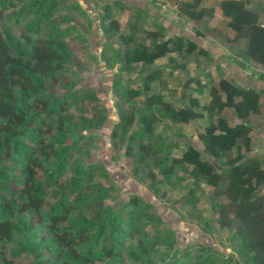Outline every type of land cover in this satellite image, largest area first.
Wrapping results in <instances>:
<instances>
[{
	"label": "trees",
	"instance_id": "16d2710c",
	"mask_svg": "<svg viewBox=\"0 0 264 264\" xmlns=\"http://www.w3.org/2000/svg\"><path fill=\"white\" fill-rule=\"evenodd\" d=\"M60 1L0 0V17L4 10L9 9L12 10L10 16L13 19H27L24 24L25 33L20 36H13L6 29H0V264H12V258L21 254H29L32 258L31 264H57L48 256L60 253L62 246L67 248V257L62 259V264H91L94 260L110 257L114 260L112 264H125L119 255L118 246L132 229L137 230L134 228L132 217L133 214L141 213L140 211L155 222V225L150 224L152 228L158 226L166 232L165 237L155 232L154 238L170 249L177 239L173 229L163 224L161 227L164 208L157 205L160 201L154 196L156 181L153 173H148L150 185L147 186L121 171L117 173L118 168L112 163L111 148L110 155L95 161L97 163L88 162V159L86 163V157L78 161L73 158L76 145L68 140L72 135H76V123L72 116L64 113V105L74 102V93L89 88H92V91L87 93L89 99L105 102L109 72L105 65L101 64L100 68H104L103 75L108 72L103 82L91 77L81 78L75 85L68 86L64 97L60 99L46 91L47 75L51 70L60 68L65 60V38L72 31L71 25L59 27L52 18ZM199 1L179 0L175 7L177 14L192 21H199L203 17L211 18L212 7L199 5ZM75 2V8L82 11L81 6L84 3L76 0ZM248 2L224 0L219 6L225 15L229 16L226 25L233 36L227 40L236 42L244 39L245 47L239 55L254 61L263 69L256 87H248L251 77L242 72V62L233 60L232 63L223 61V66L232 75L231 80L220 78L217 87L204 86V83L197 87L199 93L204 87L209 88L210 99L205 105H199L195 96L190 98L189 91V95L181 94L183 99L188 100L189 107L177 109H174L170 102L162 101L158 92L147 94L145 103L140 108L141 113L136 118L141 127L134 128L127 135L124 155L134 162L132 174L135 175L138 168L146 164L147 153L153 151L152 143L146 138L143 140L144 136H149L160 117L168 115L177 123L193 120L201 116L203 110L210 113L216 119L197 133L202 148L186 144L187 147L180 156L170 158L168 165L160 166V170L169 175L174 166H186L189 167L187 172L190 177L199 178L213 186L214 197L222 195L227 199L225 203L215 202L212 205L217 213L215 226L219 229L229 228L230 233L236 229L238 254L244 263L264 264V148L261 149L263 152L252 154L248 136L251 129L249 122L260 114L259 100L264 94V26L257 23V12L246 6ZM146 3L147 0H138L136 6H131L119 0H110V4L103 5L98 15L103 32L108 36L116 32L111 4L120 10L131 8L143 11ZM61 19H67L66 15ZM105 20H108L106 26L103 25ZM134 32L135 28L130 34ZM183 34H175V37L171 38L165 37L158 29L148 30L145 32V38L149 40V44L145 47L150 49L149 51L143 45H132V37L129 42L123 41L121 57L125 65L124 70L131 71L132 63L149 65L153 60L167 57L176 69L183 71L184 62H176V56L182 59L192 57L197 65H200L197 61L199 54L205 58L215 57L212 48L198 46V42ZM194 35L202 38L199 30H196ZM81 38L88 42L87 37ZM214 68L218 70L220 65L216 64ZM155 70L143 76L141 88L123 90V103L118 107V119L115 127L109 131V139L116 138L121 142L123 134L128 133L135 114L129 112V102L133 96L141 92L145 94L150 90V83L159 73L158 69ZM170 73L171 71H168V75ZM191 81V77L187 78L183 82V88ZM194 81L199 83L197 79ZM89 82L90 84L86 85ZM113 84L116 91H119L117 82L114 81ZM153 107L161 110L159 117L152 112ZM223 108H231L240 121L232 126L227 125L220 116ZM103 123V129L106 131V125ZM100 124L91 127L83 117L78 121V125L84 130L94 132L100 130ZM53 126H56V131L51 132ZM44 136L52 138L45 143ZM101 145H104L103 142ZM233 148L235 154L232 156ZM162 160L164 159H159L158 163ZM219 160H222V164ZM38 170L41 171V177L37 175ZM93 174H98L107 181L113 180L112 177L115 176L123 187L126 183V191H133L131 197L123 204L133 205L125 219L122 218L123 206L116 210L106 208L103 200L109 197L110 189L99 181L91 183ZM47 190L50 191L53 201L47 204L40 217L39 210L46 201ZM148 207L152 210L147 211ZM88 209L92 215L87 216L82 212ZM171 211L178 215L175 210ZM72 213L74 215L70 217ZM207 229V226L200 227V233L205 234ZM40 230L43 232L38 234ZM146 234L142 237L145 238ZM202 237L204 236L200 235L198 239ZM8 245L14 247L5 252ZM137 246L135 251H128V256L134 263L143 260L147 253V249L141 244ZM192 246L198 250L195 264H213L212 257L216 248L212 247L210 242L203 244L195 241L192 245L186 244L182 257L190 258L187 248ZM43 251L47 252L45 258H42ZM203 251L205 256H201ZM5 253L10 257H6ZM185 259L177 262L172 255L167 264H186ZM149 264L152 263L149 261Z\"/></svg>",
	"mask_w": 264,
	"mask_h": 264
},
{
	"label": "rangeland",
	"instance_id": "374dc122",
	"mask_svg": "<svg viewBox=\"0 0 264 264\" xmlns=\"http://www.w3.org/2000/svg\"><path fill=\"white\" fill-rule=\"evenodd\" d=\"M76 1L84 3L81 6L82 11L75 8V0H61L57 11L52 16L59 27L71 25L72 31L65 38V60H63L60 68L51 70L48 73L45 89L48 93L57 97L56 99H60L64 97V93L68 90V86L75 85L81 78L91 77L103 82L108 72L109 78H107L106 82L108 88L105 95V102L98 101V99H89L87 93L92 91V88H89L84 89L85 91L79 90L80 92L74 93V102L64 105V113L72 116L76 123V135H72L68 140L76 145L73 158L75 157V160L78 161L86 157V163L87 159L88 162L97 163L95 161L104 158L105 155H110L111 148L112 163H115L116 168H118L116 172L121 171L123 174L128 175L130 178L146 186L150 185L148 173H153L155 177L154 180L156 181L155 189H153L155 194L152 191L150 192L160 201L158 204L156 201L154 206L157 204L164 208L162 209L164 215L161 227H163V224L165 227L173 229L177 239L176 243H174L170 249L166 248L165 244L159 239L155 240V232H159L162 237H165L166 232L159 229L158 226L152 228L150 224L155 225V222L152 219H148L150 217L147 218L144 216L143 211H140L141 213L133 214L134 216L132 217L134 228L137 230L132 229L127 238L118 246L122 261L125 264H149V261L152 264H167L171 261L172 255H174L178 262L179 260L185 259L182 257L183 251L186 250L184 246L186 244L192 245L195 241H199L203 244L210 242L211 246L216 248V252L212 257L213 264H250L244 263L243 258L238 254L236 229L230 233L229 228L224 227L219 229L215 226L214 221L217 218V213L213 210L212 205H214L215 202L225 203L227 199L222 195H216L217 197H214L213 186L204 183V181L199 178L190 177L187 172L189 167L176 165L169 175L163 174L160 170V166L166 167L168 165L170 158H178L188 144L201 149L202 144L201 141L197 139V133L203 131L204 126L214 121L216 118L212 117L210 113L204 110L201 116L189 120L188 122L176 123L168 115L160 117V120L154 124V128L149 136H144L143 140L146 138V140L152 143L151 148H153V151L147 153L148 158L146 164L144 167L138 168L139 170L135 175L132 174V167L135 165L134 162L124 155L127 135L130 134L134 128L141 127L140 123L136 121V118L137 115L141 113L140 108L145 103L147 94L152 93L153 95L154 92H158L162 101L170 102L173 108L177 109L179 107H189L188 100L181 97L182 93L188 94L189 91L190 98L195 96L199 101V105H205L210 99L208 95L209 88L204 87L199 93L197 87L202 83H204V86L210 85L217 87V81L220 78H227L229 80L232 78L227 68L220 63V60L223 61V59L225 63H232L233 60L242 62L244 66L243 72L246 71L244 72L245 74L249 73L252 75L255 73L253 76L259 79L260 73L263 72L261 66L252 60L243 59L239 55L240 51L245 47V40L236 42L234 40H227V38L231 39L233 35L226 25L229 16L225 15L219 6V3L224 0H206L205 5L207 8L212 7V17H203L199 21H189V19L187 20L185 16H181L177 14V12L174 14L172 12H166V10L163 9L160 10V5L164 3L160 2L161 0H156V2L159 1L158 7L154 3L157 8L155 6H150L148 4L150 0H148L143 11L142 9L136 10L131 8L120 10L118 7L111 4L112 19L115 20L116 25V32L111 36L103 32V28L98 21V15L102 10V6L110 4V0ZM119 1L127 5L136 6L138 0ZM153 1L155 2V0H151L152 4ZM178 2L179 0H170L168 3L164 4L167 5L166 9L168 10V7H170V9L175 8ZM199 3L200 1L198 4ZM11 12L12 10L9 9L3 11V15L0 17V29H6L13 36L17 37L25 33L24 24L27 19L19 18L15 20L10 16ZM171 13L174 16H171ZM63 15H66L67 19L62 20L61 18ZM107 24L108 20H105L103 25L106 26ZM132 26L135 28V32L130 34L134 29ZM210 27L211 30H209ZM154 29L161 31L165 34V37L171 38L175 37V34L182 35V32H184L185 34L183 35L198 42V46L202 45L207 47L205 41H208L211 46L217 49V51H213V56H215L216 59H220L215 60L213 57V59L205 58L203 55L199 54L197 55V61L200 65H197L192 60V57L187 56L182 59L180 56H176L175 61H183L185 65L184 70L180 71V69H176L172 63L168 61L167 57H162L153 60L149 65L132 63L134 66L132 67L131 65V71L124 70L125 65L121 57L123 50L122 42H129L132 37V45L138 44L144 47L146 45L148 46L149 40L145 38V32ZM196 30L201 32L202 39L204 40L203 42H199L201 37H196L194 35ZM83 36L87 37L88 42L81 38ZM198 46L196 49L199 48ZM145 49L147 51L150 50L147 47H145ZM217 63L220 65L219 70L214 69V65L216 66ZM101 64H104L105 68L108 69L105 75H103L104 71L102 70L104 68H100ZM155 69H158L159 73H157L153 82L150 83V90L145 94L141 92L133 96L129 102L131 105L129 106V112L132 111V114H135L133 124L130 126L128 133L123 134L124 138L121 142H118L116 138L109 139V131L115 127L118 119V107L122 106L123 103V90L141 88L143 76H145L147 72ZM168 71H171L169 75ZM189 77H191L193 81L186 85V88H183V82ZM196 79L199 81L198 84L194 81ZM114 81L117 82L119 91H116L115 85L113 84ZM89 84L90 82L86 85ZM111 85H113L112 88ZM253 85L257 84L253 83ZM248 87L255 88L251 86V83H249ZM259 101V107L264 111V98ZM194 109H198V107H194ZM160 111L161 110L158 108H152V112L158 117ZM220 116L229 126L237 123L236 121H240L236 118L231 108H223L220 112ZM80 117L85 118L91 127H96L101 122H104L103 124L106 125V131L103 129L102 123L100 124V126H102H99V131L84 130L81 125H78ZM98 121L100 122L98 123ZM251 122H254L255 126L263 131L260 135L257 134L256 131L248 132L250 133L251 152L253 150L252 154L261 153L263 152L261 148H264V117L261 116L258 120L257 118H252ZM54 131H56V126H53L51 129V132ZM51 138V136L43 137L45 143L49 142ZM101 142H103L104 145H101ZM134 148H136V146H134ZM76 151L78 153H76ZM234 154L235 149L233 148L231 150V155L233 156ZM161 158L164 160L158 163V160ZM218 162L222 164V160ZM66 173L68 174L69 172L66 170ZM37 175L41 177L40 170H38ZM112 178L114 181H107L99 177L98 174H93L91 175L90 182L95 183L99 181L100 184L110 189V195L103 200V203L106 208L108 207L112 210H116L125 204V201L131 197L130 195L133 191L130 189L126 191V183L124 184L125 187H123L117 177L114 176ZM46 195V201L39 210L41 213L40 217H42V214L45 212L47 204L53 201L49 190L46 191ZM140 202L142 203V200ZM132 207V204L123 206L122 218H126L128 210ZM172 209L175 210L178 215L174 214L173 211H171ZM151 210L152 208L148 207L147 211ZM82 212L87 216L92 215L89 209ZM73 215L74 213L70 214V217ZM234 222L236 225V221ZM213 223L216 227L215 230L213 229ZM203 226L205 228L207 226L208 228L205 234L200 233V227ZM41 232L43 231L40 230L38 234ZM144 233H147L145 238L142 237ZM46 235L47 232H45V236ZM200 235L204 237L198 239ZM47 241L48 239L46 242ZM138 244L145 247L147 253L143 260L134 263L128 256V251H135L138 249ZM12 247L14 246L8 245L5 248V252ZM60 248V253H53L48 256L52 260H55L57 264H62V259L67 257V248H64V246ZM187 251L190 258L185 259L186 264H195L194 261H196V255L198 253L197 248L194 246L188 247ZM5 254L6 257H10L8 253ZM201 256H205L204 251L201 253ZM45 257H47V252L43 251L42 258ZM112 259V257L102 258L100 260H94L95 262L93 261L91 264H112L111 262H114ZM31 260L32 258L29 254H21L12 258V264H20L22 262L30 263ZM177 262H175V264H179ZM77 264L82 263L78 262Z\"/></svg>",
	"mask_w": 264,
	"mask_h": 264
},
{
	"label": "crops",
	"instance_id": "0c3cea01",
	"mask_svg": "<svg viewBox=\"0 0 264 264\" xmlns=\"http://www.w3.org/2000/svg\"><path fill=\"white\" fill-rule=\"evenodd\" d=\"M168 1H170V0H161L160 2H164V3H168ZM175 1V0H174ZM249 2L246 4V6L247 7H249L250 9H254L256 12H257V23L258 24H260V25H262V26H264V0H248ZM147 2H148V0H147ZM205 2H206V0H200V3H199V5H204V6H206L205 5ZM154 3L156 4V6L158 7V5H159V1H157L156 2V0H155V2L153 1V4H152V2H151V0L148 2V4L150 5V6H155L154 5ZM164 3H162L161 5H160V10L161 9H163V10H166V12H172V13H174L175 14V12H176V9L175 8H173V9H170V7H168V10L166 9L167 8V5H165ZM155 6V7H156ZM156 7V8H157ZM147 8V7H146ZM174 9H175V11H174ZM156 10V9H155ZM161 12H163V11H161ZM165 12V13H166ZM171 13V16H174L173 14ZM181 16H183V15H181ZM155 17V16H154ZM176 17H178V16H176ZM187 20H188V18H186ZM168 20H169V18H168ZM190 21V20H189ZM211 28V27H210ZM204 37V36H203ZM201 40L202 41H204L202 38H201ZM240 40H244V39H240ZM240 40H238V41H240ZM220 41V40H219ZM205 43H207V47L210 49V48H212V50L213 51H217V49L215 48V47H213V46H211L210 45V43L208 42V41H205ZM216 45H218V44H216ZM218 46H220V45H218ZM220 49H222L221 47H219ZM218 48V49H219ZM214 53V52H213ZM241 56V55H240ZM242 57V56H241ZM215 58V60H218V59H220V58H217L216 59V57H214ZM225 58V57H224ZM243 58V57H242ZM236 59H238V58H236ZM244 59V58H243ZM221 61V62H220ZM219 62L222 64V66H223V61L225 62V60L223 59V61L222 60H220ZM218 64V63H217ZM215 69V68H214ZM246 69V68H245ZM244 69V70H245ZM219 70V69H218ZM228 71V70H227ZM242 72H243V70H242ZM244 72H246V71H244ZM243 72V73H244ZM245 74V73H244ZM255 74V73H254ZM253 74V75H254ZM245 75H248V76H250L251 78L249 79V83H251V86H254V87H256V85H253V83H255V84H257V82H259V80L258 79H256V76L254 77L252 74H249V73H246ZM222 96V95H221ZM262 96V98H264V94L263 95H261ZM261 98V99H262ZM259 104H260V101H259ZM259 109H260V114L256 117L257 118V120L261 117V116H263L264 117V111H262V109L259 107ZM238 120V119H237ZM236 122H238V121H236ZM249 124H250V126H251V129H250V131L249 132H254V131H256V133L257 134H259L260 135V133L261 132H263L262 131V129H258L256 126H255V123L254 122H251V120H250V122H249ZM250 133H248V136H249V139H250V135H249ZM261 142V141H260ZM250 145H251V141H250ZM262 149V148H261ZM260 150V149H259ZM264 151V150H263ZM252 152H253V150H252ZM251 152V153H252Z\"/></svg>",
	"mask_w": 264,
	"mask_h": 264
}]
</instances>
